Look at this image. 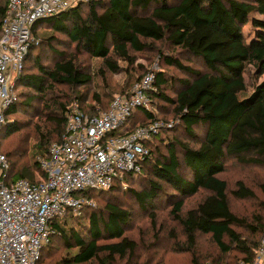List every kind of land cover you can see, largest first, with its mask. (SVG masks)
Returning a JSON list of instances; mask_svg holds the SVG:
<instances>
[{
  "label": "trees",
  "instance_id": "16d2710c",
  "mask_svg": "<svg viewBox=\"0 0 264 264\" xmlns=\"http://www.w3.org/2000/svg\"><path fill=\"white\" fill-rule=\"evenodd\" d=\"M7 4L0 0V39ZM32 36L0 133L7 184H39L37 157L62 140L68 114L98 116L116 96H130L150 71L136 66L140 58L158 64L156 90L152 109H137L127 125L176 120L146 144L139 175L82 192L95 207L54 219L38 264H162L167 238L189 264L252 262L264 216L250 223L232 200H255L257 188L264 196V0H88L37 21ZM118 74L124 85L110 82ZM245 76L240 100L234 84ZM95 79L99 91L90 93ZM244 167L263 172L256 187L228 179ZM201 237L216 254L201 253ZM150 252L155 259L142 263Z\"/></svg>",
  "mask_w": 264,
  "mask_h": 264
},
{
  "label": "built area",
  "instance_id": "2783aa9c",
  "mask_svg": "<svg viewBox=\"0 0 264 264\" xmlns=\"http://www.w3.org/2000/svg\"><path fill=\"white\" fill-rule=\"evenodd\" d=\"M88 0H8L0 39V133L6 113L17 100L16 80L34 42L32 28ZM155 63L130 96L118 95L109 110L90 116L78 108L68 114L62 140L37 161L44 179L33 184L19 179L6 183L9 164L0 152V264H38L42 250L55 233V218L71 211L80 216L95 207L86 190L107 191L126 174L139 175L150 154L146 144L173 123L157 121L131 130L128 119L139 108L151 110ZM210 264V263H208ZM240 264H264V234L255 259Z\"/></svg>",
  "mask_w": 264,
  "mask_h": 264
},
{
  "label": "rangeland",
  "instance_id": "374dc122",
  "mask_svg": "<svg viewBox=\"0 0 264 264\" xmlns=\"http://www.w3.org/2000/svg\"><path fill=\"white\" fill-rule=\"evenodd\" d=\"M149 57H152V56L149 55ZM154 63H155V60L153 61V63H150V62L148 63L145 59L140 58L138 60L136 66L142 65L147 69H152L154 66ZM95 66H96V63H95ZM245 79H246L245 84H240V83L234 84V90H235V92H236V94L240 100L245 99L249 93L248 85L250 82H249V79L247 76H245ZM110 82L112 83V85H117V86L118 85H124L127 82V76L125 74L114 75ZM259 82L260 83L264 82V76L260 79ZM99 86H100V80L95 79V82L87 89L90 93H94L95 91H99ZM118 94L119 93H116L115 96ZM16 95H17V91H16ZM17 101H18V99H17ZM169 120H171V119H168L167 124L174 122V121L176 122V120H173V121H169ZM163 121H165V120H163ZM34 127H35V125H34ZM236 170L238 171L237 168H236ZM240 172H242V173L241 174L236 173L234 175L230 173L229 175H227V177L230 181H235L236 179L243 178L246 181H248L252 186L256 187L257 182H258L259 178L261 177L260 175H263V172L260 170H255V169L245 168V167L241 168ZM255 190L257 191L255 200L244 201V202L232 200L233 210L238 215L247 219L250 223H253L256 220V217H263L264 216V211H263V207H262V203L264 201V196L260 193L258 188ZM178 234H180V233L178 232ZM147 241H148V243H150L149 238H147ZM181 242H183L182 237H181ZM161 243L163 246V248L161 249V254L163 255V252L165 253V255L163 256V263L162 264H189L190 257L188 255H180V254H176V253L171 252V246H172L173 242L169 238L163 240ZM198 247H199L201 253L205 254V255H207L208 253H214V254L217 253V251L215 249V245L212 243V241L208 237H201L199 244H198ZM152 253L153 252L144 254V256H143L144 260L142 261V263H145V261H147V259L148 260L155 259L156 254L152 255ZM158 259H161V256H158ZM208 263L212 264L211 260L207 259L202 264H208Z\"/></svg>",
  "mask_w": 264,
  "mask_h": 264
}]
</instances>
